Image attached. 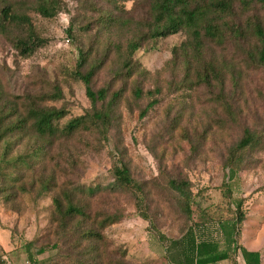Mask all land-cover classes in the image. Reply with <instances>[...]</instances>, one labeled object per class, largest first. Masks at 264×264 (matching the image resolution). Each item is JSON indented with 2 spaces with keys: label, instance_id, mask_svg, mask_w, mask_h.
<instances>
[{
  "label": "rangeland",
  "instance_id": "rangeland-1",
  "mask_svg": "<svg viewBox=\"0 0 264 264\" xmlns=\"http://www.w3.org/2000/svg\"><path fill=\"white\" fill-rule=\"evenodd\" d=\"M38 1L0 0V13L10 6L26 15L46 41L24 56L16 46L24 29L0 26V110L23 112L27 102L54 108L64 112L61 129L92 112L85 85L74 77L81 51L89 54L84 71L97 67L93 89H108L107 102L115 94L119 98L102 133L81 128L71 136L36 140L46 150L39 172L53 175L59 187L76 189L88 216L63 227L54 220V192L10 201L0 193V264H31V242L38 264H167L158 235L177 238L188 224L169 183H188L200 209H235L223 198L226 164L246 131L258 141L230 184L232 199L242 200L249 212L245 245L264 255V64L254 32L255 25L264 27L261 7L249 2L245 11L233 0V13L216 22L219 39H202L200 49L189 32L145 43L131 62L138 72L129 76L128 43L148 31L149 0H58L60 12L52 19L35 11ZM156 90L157 106L142 117L151 101L148 93ZM27 146L18 149L24 153ZM115 161L143 186L149 221L138 213L134 194L111 193L117 190L110 172ZM90 188L100 194L90 198ZM109 216L121 220L104 226ZM87 232L97 237L86 239ZM42 248L45 254L36 256Z\"/></svg>",
  "mask_w": 264,
  "mask_h": 264
},
{
  "label": "trees",
  "instance_id": "trees-1",
  "mask_svg": "<svg viewBox=\"0 0 264 264\" xmlns=\"http://www.w3.org/2000/svg\"><path fill=\"white\" fill-rule=\"evenodd\" d=\"M151 4V23L148 31L137 33L128 43L127 60L124 67L128 69L129 76L138 72L137 64H132L133 56L141 50L145 43L156 44L158 40L166 39L180 32H189L197 49L202 47V39L212 41L219 39L220 26L216 23L221 16L233 13V0H149ZM242 9L250 10L252 4L260 6L264 12V0H240ZM250 2V4H249ZM35 11L46 19L54 18L60 12L58 0H39ZM221 15V16H220ZM23 28V35L16 41V46L24 56H30L46 43L36 35L30 19L26 15H17L12 7H3L0 13V26L5 25ZM254 32L261 43L259 63L264 64V27L254 26ZM67 42H70L68 39ZM154 48V46H152ZM89 54L83 51L79 54L74 77L86 87V95L94 105L92 112L84 117L76 118L60 128L59 121L64 117V112L54 108H44L36 103L27 102L24 111L12 107L0 110V193H5L6 201H10L18 195L40 199L46 194L54 192V220L56 223L67 227L68 223L79 217H86L85 205L79 204L81 198L76 189L59 187L55 183L53 175L46 176L39 172L43 163L41 157L46 150L40 147L36 140H53L60 135H73L77 130L91 131L96 129L102 133L111 124L113 110L119 98L115 94L107 102L108 89L95 91L92 81L96 75L97 67H91L88 71L84 68L88 62ZM158 92V93H157ZM142 91L137 90L138 98L142 97ZM151 99L147 108L142 112L144 117L150 110L157 106L155 99L159 91L149 92ZM60 93L56 98H60ZM101 104L98 108L97 105ZM258 141L256 135L246 131L243 139L233 148L228 158L226 167L230 169L228 183L224 185L223 198L228 200L235 209L229 211L212 212L208 208L200 209L194 195L186 182L171 181V189L178 193L184 204L187 226L177 238H168L163 234L158 235V241L163 248V259L167 264H218L223 261H232L241 257L245 264H264V258L260 252L249 251L245 246L244 230L249 219V212L243 209L242 200L234 201L232 198L231 182L234 181L246 159V152ZM28 146V151L21 153L18 147L23 143ZM117 190L135 195L136 207L140 216L149 221L148 206L143 186L131 175L130 170L121 162L115 161L111 169ZM5 184V186H3ZM56 188H60L56 191ZM96 190L89 189L90 198L100 194ZM96 195V196H94ZM226 200V201H227ZM225 201V202H226ZM183 208V210H184ZM198 208V212L193 211ZM121 217L109 216L104 226L119 223ZM189 221V222H188ZM97 237L93 232H87L84 238ZM33 243L27 244L28 258L31 264H38L31 253ZM45 249L36 252V256L45 254Z\"/></svg>",
  "mask_w": 264,
  "mask_h": 264
},
{
  "label": "crops",
  "instance_id": "crops-1",
  "mask_svg": "<svg viewBox=\"0 0 264 264\" xmlns=\"http://www.w3.org/2000/svg\"><path fill=\"white\" fill-rule=\"evenodd\" d=\"M246 246V245H245ZM246 248L249 250V251H252V252H260L262 254V257L264 258V255L263 253L260 251V249H251V248H248L246 246ZM218 264H245L244 260L241 258V257H238L236 259H233L232 261H223V262H220Z\"/></svg>",
  "mask_w": 264,
  "mask_h": 264
}]
</instances>
